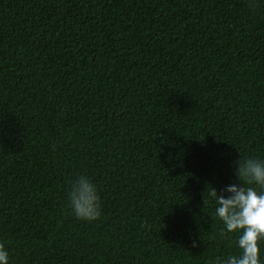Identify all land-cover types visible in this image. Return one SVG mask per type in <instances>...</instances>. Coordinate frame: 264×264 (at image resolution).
Masks as SVG:
<instances>
[{"label": "trees", "instance_id": "1", "mask_svg": "<svg viewBox=\"0 0 264 264\" xmlns=\"http://www.w3.org/2000/svg\"><path fill=\"white\" fill-rule=\"evenodd\" d=\"M240 156L264 159V0H0L10 264H211ZM81 174L95 221L68 206Z\"/></svg>", "mask_w": 264, "mask_h": 264}, {"label": "clouds", "instance_id": "2", "mask_svg": "<svg viewBox=\"0 0 264 264\" xmlns=\"http://www.w3.org/2000/svg\"><path fill=\"white\" fill-rule=\"evenodd\" d=\"M236 175L241 183L225 185L220 192L211 188L209 192L214 203L212 214L223 225L220 232L235 235L236 249L215 256L211 264H264V159L240 156ZM67 200L77 219L88 222L101 216L98 185L87 175L81 174L71 182ZM0 264H10L9 250L2 241Z\"/></svg>", "mask_w": 264, "mask_h": 264}]
</instances>
